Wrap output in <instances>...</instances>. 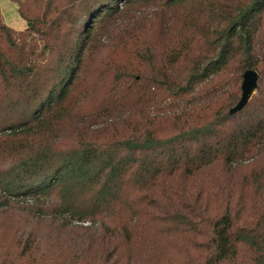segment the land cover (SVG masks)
<instances>
[{
    "label": "trees",
    "instance_id": "1",
    "mask_svg": "<svg viewBox=\"0 0 264 264\" xmlns=\"http://www.w3.org/2000/svg\"><path fill=\"white\" fill-rule=\"evenodd\" d=\"M12 1L31 25L0 7V264H264V0Z\"/></svg>",
    "mask_w": 264,
    "mask_h": 264
},
{
    "label": "rangeland",
    "instance_id": "2",
    "mask_svg": "<svg viewBox=\"0 0 264 264\" xmlns=\"http://www.w3.org/2000/svg\"><path fill=\"white\" fill-rule=\"evenodd\" d=\"M123 6L124 5L121 4V8H123ZM0 7L3 18L8 25L17 30H22L28 26V23L20 16L18 12V5L15 2L12 0H0ZM160 8L161 6L159 5V2L138 4L132 9L111 19L108 23H105V25L100 28L99 39L97 40L98 47L95 48L94 57H100L104 48L107 46L114 48L131 38V36L136 32H142L146 27V23L149 22L155 14H157ZM160 30V35L164 37L165 30L163 27ZM96 65H98L96 61L89 64L88 68L90 75L93 74ZM124 115L125 114H121L120 116H117L116 121H122L126 117ZM91 223L92 222L90 221H74L73 224H82L86 226ZM96 223L99 224V221Z\"/></svg>",
    "mask_w": 264,
    "mask_h": 264
},
{
    "label": "water",
    "instance_id": "3",
    "mask_svg": "<svg viewBox=\"0 0 264 264\" xmlns=\"http://www.w3.org/2000/svg\"><path fill=\"white\" fill-rule=\"evenodd\" d=\"M31 22H28V26ZM259 73L255 69H248L243 73L242 79V94L238 102L230 109V113H236L244 108V106L253 98L256 94L258 87Z\"/></svg>",
    "mask_w": 264,
    "mask_h": 264
}]
</instances>
